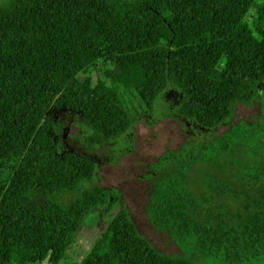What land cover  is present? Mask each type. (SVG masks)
Instances as JSON below:
<instances>
[{
  "label": "trees",
  "instance_id": "16d2710c",
  "mask_svg": "<svg viewBox=\"0 0 264 264\" xmlns=\"http://www.w3.org/2000/svg\"><path fill=\"white\" fill-rule=\"evenodd\" d=\"M127 79L154 116L172 115L163 102L175 90L178 115L216 129L259 98L264 0H0V264L66 263L100 208L108 226L79 264H205L161 253L93 158L58 151L51 109L81 113L103 141L129 134ZM170 156L171 168H152L153 225L230 263L264 256L263 160L230 184L194 176L198 155Z\"/></svg>",
  "mask_w": 264,
  "mask_h": 264
},
{
  "label": "rangeland",
  "instance_id": "374dc122",
  "mask_svg": "<svg viewBox=\"0 0 264 264\" xmlns=\"http://www.w3.org/2000/svg\"><path fill=\"white\" fill-rule=\"evenodd\" d=\"M255 17L251 7L243 22L253 26ZM91 75L94 83L103 78L97 67ZM78 77L83 79L85 75L79 73ZM131 83L127 79L121 88L132 119L131 129L128 135L113 142L103 141L81 113L51 109L52 133L57 138L59 153L75 152L93 158L99 165L103 186L123 193L140 233L161 253L185 255L205 264H264V256L250 257L243 263L227 262L222 255L205 256L196 246V236L178 241L169 231L157 229L147 212L153 181L158 177L152 168L158 166L162 172L171 168L170 154L184 162L200 156L208 164H195L193 175L199 179L205 171L233 184L240 181L242 173L256 172V167L248 164L254 165L257 159L264 162V83L259 86L257 100L252 104H237L233 117L214 130H205L174 111L183 99L175 90L167 93L163 102L173 110L172 115L154 116L132 90ZM108 223L104 209L92 211L78 232L68 261L62 264H79L103 235Z\"/></svg>",
  "mask_w": 264,
  "mask_h": 264
}]
</instances>
